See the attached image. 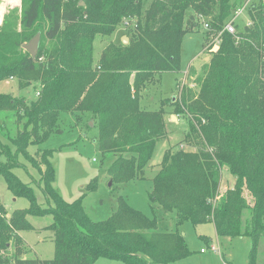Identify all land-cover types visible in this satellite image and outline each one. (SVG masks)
Wrapping results in <instances>:
<instances>
[{"label":"trees","instance_id":"16d2710c","mask_svg":"<svg viewBox=\"0 0 264 264\" xmlns=\"http://www.w3.org/2000/svg\"><path fill=\"white\" fill-rule=\"evenodd\" d=\"M22 1L21 23L30 33L17 34L8 22L0 26V81L14 75L26 85L40 81L39 96L28 102L0 92V115L12 116L21 130L11 133L0 122V178L31 205L8 216L0 203V264H95L99 258L172 264L191 254L181 232L160 229L163 217L144 215L121 195L110 217L101 221L90 219L82 198L69 203L61 197L54 187L53 150L33 155L28 147L55 129L61 112L78 111L97 120L100 150L116 155L108 168L114 181L151 180L154 211H175L177 226L186 220L213 222L219 236H249L248 264H259L264 244V0L251 4V24L234 33L224 28L247 0H78L77 8L65 0ZM41 14L48 22L46 37L59 46L45 49L40 42L34 60L19 50L18 41L35 36ZM201 18L204 29L209 26L205 44L218 39V49L198 91L175 104V112L186 115L187 139L196 138L201 148L166 150L149 176L167 125L164 108H142L138 92L156 74L182 70L183 38L200 26ZM70 24L76 28L65 30ZM121 24L128 44L110 43L94 64V37ZM19 155L39 170V186L53 206L40 205L30 184L14 173ZM223 167L235 182L221 194ZM46 215L53 217L47 228L54 232V257H17L12 263L2 251L12 243L21 255L25 240L20 232L34 228L28 217Z\"/></svg>","mask_w":264,"mask_h":264},{"label":"rangeland","instance_id":"374dc122","mask_svg":"<svg viewBox=\"0 0 264 264\" xmlns=\"http://www.w3.org/2000/svg\"><path fill=\"white\" fill-rule=\"evenodd\" d=\"M152 0H147L150 3ZM259 0H247L242 12L236 18V31H240L245 25L251 24L248 10L253 2ZM74 7H79L78 0H65ZM82 2V1H81ZM84 5V4H83ZM24 2L22 0H0V26L4 22L15 30L17 34L28 35L21 23ZM240 9V8H239ZM236 14V12H235ZM201 18L200 26L189 31L182 42V70L175 72H163L156 74L151 82H147L146 87L138 92L142 108L157 110L161 107L165 110V121L167 125V135L158 143L151 163L152 169L147 168L148 175L151 176L161 163L166 150H191L201 148L196 142V138L189 141L187 133L189 125L184 113H176V103L183 102L184 94L189 96L190 92L198 91L200 78L204 76L207 62L218 47H212L209 42L205 44L204 23ZM137 19H134L136 22ZM48 22L41 14L36 21L35 35L42 31L41 47L53 49L58 47L57 40H50L46 37ZM75 24H70L65 30L75 29ZM127 34L123 24L119 25L115 31L108 35L97 34L92 42L94 64H97L101 52L110 44H120L122 36ZM129 38V37H128ZM20 44L19 50L28 52ZM124 44V43H123ZM18 47V46H17ZM40 47V48H41ZM24 85V87H20ZM40 81H30L27 85L19 80L17 75L5 77L0 81V92L9 94L14 98H25L28 102L39 96L38 88ZM173 96L175 99L172 100ZM186 98V97H185ZM12 114V113H11ZM13 115V114H12ZM171 115H176L178 122L171 119ZM0 115V122H6V128L11 133H18L21 130L14 127L13 117L5 118ZM6 131V129L4 130ZM99 127L98 122L92 117L90 112H61L55 129L45 137L40 144H31L28 147L30 153L35 155L38 150L51 149L53 156L51 160L55 166L54 187L66 202L83 200L85 211L90 219L101 221L108 219L117 207L118 196H123L127 202L148 217H163L160 229L168 231H179L184 235L186 244L191 254L183 259L176 260L172 264H248L251 250V239L249 236H219L213 222L194 224L191 220H186L177 226V214L175 211L165 214L163 209L158 207L153 209V201L150 197L152 183L149 179H136L126 183H118L112 179L108 173L110 163L116 155L113 153L104 154L98 145ZM5 140V139H4ZM41 163V157L36 156ZM19 165L13 171L25 183L30 184L36 196L37 202L43 207L53 206L49 204L46 195L39 186L41 174L39 170L29 163L23 155L18 157ZM42 167L45 169V166ZM220 193H224L227 188L233 187L235 176L227 167H223ZM96 183V187L91 189V185ZM251 199V197H249ZM0 203H2L7 215L14 211L28 208L31 205L29 198L17 196L11 191L3 177L0 178ZM34 228L21 231L24 238L23 253L17 255L16 244L10 243L9 249L3 250L4 254L14 263L17 257L50 259L55 255L54 232L47 228L53 221L52 215L29 216ZM208 238V239H207ZM211 244H215L219 250L209 249ZM202 248L207 249L206 252ZM259 264H264V244L261 246L259 254ZM95 264H126L122 260L109 258H99Z\"/></svg>","mask_w":264,"mask_h":264},{"label":"water","instance_id":"95a60500","mask_svg":"<svg viewBox=\"0 0 264 264\" xmlns=\"http://www.w3.org/2000/svg\"><path fill=\"white\" fill-rule=\"evenodd\" d=\"M81 5L84 4L83 2L80 3ZM40 42H41V32H38L30 41H28L27 43L23 44V48L25 50H27L31 57L35 60L39 51V47H40ZM122 42L124 44H128L129 42V38L126 35L122 36ZM175 99V96L173 97V100ZM173 120H176L175 122L178 121V118L176 117V115L172 116Z\"/></svg>","mask_w":264,"mask_h":264},{"label":"built area","instance_id":"2783aa9c","mask_svg":"<svg viewBox=\"0 0 264 264\" xmlns=\"http://www.w3.org/2000/svg\"><path fill=\"white\" fill-rule=\"evenodd\" d=\"M242 9H244V8H240V9L236 10V14H235L233 20H231V21L226 25V27L224 28L225 30H227V31H229V32H231V33L236 32L235 21H236V18H237V16H238V14H240V13L242 12ZM205 28H206V29L209 28L208 24L205 25ZM218 43H219L218 39H215L214 44H213V45H214L213 47H218ZM209 249H210V250H213V251H217V250H219V248H218L215 244H211V245L209 246ZM202 251H203V252H206L207 249L202 248Z\"/></svg>","mask_w":264,"mask_h":264},{"label":"crops","instance_id":"0c3cea01","mask_svg":"<svg viewBox=\"0 0 264 264\" xmlns=\"http://www.w3.org/2000/svg\"><path fill=\"white\" fill-rule=\"evenodd\" d=\"M173 97H174V96H173ZM172 100H173V98H172ZM172 116H173V115H171V119H172ZM177 122H178V121H177Z\"/></svg>","mask_w":264,"mask_h":264}]
</instances>
